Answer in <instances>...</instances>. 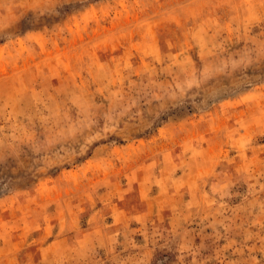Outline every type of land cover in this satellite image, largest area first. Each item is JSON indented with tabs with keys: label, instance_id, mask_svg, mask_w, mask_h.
Returning a JSON list of instances; mask_svg holds the SVG:
<instances>
[{
	"label": "rangeland",
	"instance_id": "obj_1",
	"mask_svg": "<svg viewBox=\"0 0 264 264\" xmlns=\"http://www.w3.org/2000/svg\"><path fill=\"white\" fill-rule=\"evenodd\" d=\"M0 264H264V0H0Z\"/></svg>",
	"mask_w": 264,
	"mask_h": 264
}]
</instances>
